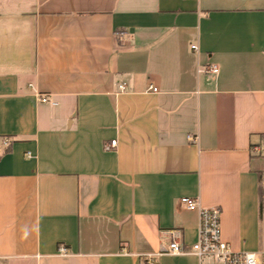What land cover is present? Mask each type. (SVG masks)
<instances>
[{"label":"crops","instance_id":"0c3cea01","mask_svg":"<svg viewBox=\"0 0 264 264\" xmlns=\"http://www.w3.org/2000/svg\"><path fill=\"white\" fill-rule=\"evenodd\" d=\"M183 197L264 258V0H0V264H200Z\"/></svg>","mask_w":264,"mask_h":264},{"label":"built area","instance_id":"2783aa9c","mask_svg":"<svg viewBox=\"0 0 264 264\" xmlns=\"http://www.w3.org/2000/svg\"><path fill=\"white\" fill-rule=\"evenodd\" d=\"M192 49H196V46H192ZM209 70L216 74L219 68L214 65ZM120 89L124 90V86H120ZM153 90L157 91L155 88ZM41 101L49 102L47 98H41ZM5 142L8 145L9 141ZM116 144V141H112L106 148L112 149ZM180 205L199 215L197 241L187 246L181 242L178 230L165 231L164 235L169 238V248L164 253L172 256H194L200 264H264V258L261 255L254 252H236L224 241L221 226L222 214L219 208H202L196 199L189 197L181 198ZM62 253L66 254L67 250L62 249Z\"/></svg>","mask_w":264,"mask_h":264},{"label":"trees","instance_id":"16d2710c","mask_svg":"<svg viewBox=\"0 0 264 264\" xmlns=\"http://www.w3.org/2000/svg\"><path fill=\"white\" fill-rule=\"evenodd\" d=\"M262 199H263V197L260 198L261 202H262Z\"/></svg>","mask_w":264,"mask_h":264}]
</instances>
